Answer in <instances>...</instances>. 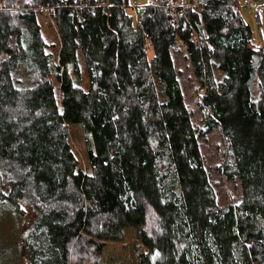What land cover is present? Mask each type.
I'll return each mask as SVG.
<instances>
[{"label":"trees","instance_id":"obj_1","mask_svg":"<svg viewBox=\"0 0 264 264\" xmlns=\"http://www.w3.org/2000/svg\"><path fill=\"white\" fill-rule=\"evenodd\" d=\"M1 1L0 207L30 218L34 264H104V244L76 232L82 217L106 213H143L139 229L168 238L171 262L134 264H264V51L238 0H204L176 23L166 9L176 0L134 10L128 0ZM43 8L58 45L44 36ZM174 53L203 90V130ZM70 123L86 133L87 169ZM215 126L228 153L222 172L241 185L237 203L218 202L205 167L198 136Z\"/></svg>","mask_w":264,"mask_h":264},{"label":"rangeland","instance_id":"obj_2","mask_svg":"<svg viewBox=\"0 0 264 264\" xmlns=\"http://www.w3.org/2000/svg\"><path fill=\"white\" fill-rule=\"evenodd\" d=\"M1 1V0H0ZM9 4L14 3L6 0ZM154 0H128L131 10L134 5L146 6ZM245 0H238L240 13L253 31V46L256 50L264 51L262 33L264 32V8L243 6ZM258 5H264V0H252ZM2 2V1H1ZM15 7V6H14ZM134 12V11H133ZM41 26L45 38L50 43L59 44L58 32L52 19L41 16ZM180 49L184 51L181 45ZM174 66L178 74L185 103L191 111L193 125L197 130H203L201 113L198 109L202 89H198L193 68L184 53L173 54ZM25 70L18 68L13 78L15 84L23 86ZM69 140L74 153L81 166L87 169L85 151L86 133L80 123H70L67 126ZM88 135V133H87ZM203 154L205 167L211 181L216 188L217 200L220 204L237 203L241 199V185L237 177L227 178L222 172V165L226 164L227 148L220 126H215L203 135L198 136ZM162 215L171 218V209L163 208ZM63 214H53L50 220L61 219ZM145 217L143 213H106L82 217L76 232L77 235H86L95 241L104 244L101 261L104 264L126 263L134 264L142 261L153 263H167L173 260L171 244L167 237L158 236L152 240L144 228ZM33 232L31 220L18 215L9 207H0V264H34L29 252V236Z\"/></svg>","mask_w":264,"mask_h":264},{"label":"built area","instance_id":"obj_3","mask_svg":"<svg viewBox=\"0 0 264 264\" xmlns=\"http://www.w3.org/2000/svg\"><path fill=\"white\" fill-rule=\"evenodd\" d=\"M204 3V0H176L174 3L169 4L166 6V9L168 10V13L171 17H173V21H176L177 13L180 9H184L187 7H191L194 11H198L201 7V5ZM82 6H88L89 0H81ZM99 5L102 7H106L107 4L105 1H102ZM137 5H134L136 7ZM243 6L247 8L256 7V10H262L264 8V5H258L256 2H253L252 0H245L243 3ZM50 17L51 11L49 8H43L41 9V16ZM176 23V22H175Z\"/></svg>","mask_w":264,"mask_h":264}]
</instances>
